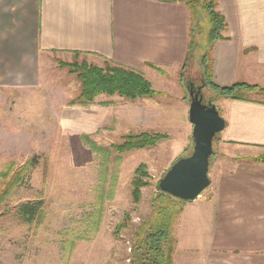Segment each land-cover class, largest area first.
<instances>
[{"label":"rangeland","instance_id":"obj_1","mask_svg":"<svg viewBox=\"0 0 264 264\" xmlns=\"http://www.w3.org/2000/svg\"><path fill=\"white\" fill-rule=\"evenodd\" d=\"M197 1L194 22L198 23L199 31L194 27L195 50L188 59L186 57L177 76H159L160 79L154 80L145 70L137 69L158 92L152 97L126 99L113 95L109 99L101 94L95 97V102H112L99 111L67 106L69 99L79 93L80 81L68 72V68H60L59 61L103 66L102 59L84 54H54L59 57L56 61L55 57L48 56L46 73L39 77L37 85L0 86V171L11 162L13 170H18L30 158L37 159L21 183L0 201V264H65L62 256L66 241L74 243L72 253L65 258L67 264H128L132 232L145 219L154 216V212L151 216L150 202L157 191L158 179L176 158L191 148L192 125L188 119L186 85L188 80L204 77L203 56L210 34L207 17L201 14L203 0ZM206 64L212 69V49ZM248 69L247 75L253 76L254 68ZM181 74L184 81L180 80ZM251 82L245 83L264 84L259 80ZM207 92L204 99L209 98V89ZM241 92L248 99L264 101V94L245 89ZM140 132H155L166 137L139 150L120 154L109 150L110 144L121 142L125 135ZM81 134L88 135L89 140L110 151V164L114 155L121 157L113 199L104 201L99 230L87 241L74 235L77 230L86 229L87 216H91L96 208L98 172L105 152H94L80 139ZM216 141L215 138L208 170L212 183L221 163L217 158L220 150ZM140 163L147 166L149 185L141 189V200L133 203L130 180ZM3 182L1 179L0 188ZM211 186L210 183L201 194H208ZM39 199L43 201L44 217L37 223L22 222L15 214L16 205ZM120 222L126 226L116 230ZM187 229L184 237L172 232L174 264L178 260L179 264L194 262L192 257H184L185 245L191 244L197 235L191 228Z\"/></svg>","mask_w":264,"mask_h":264},{"label":"crops","instance_id":"obj_2","mask_svg":"<svg viewBox=\"0 0 264 264\" xmlns=\"http://www.w3.org/2000/svg\"><path fill=\"white\" fill-rule=\"evenodd\" d=\"M216 6L227 38L212 48L213 82L264 83V0H217ZM189 28V7L180 1L0 0V86L37 85L48 56L56 61L59 53L107 59L154 80L177 76ZM215 104L225 120L216 138L220 168L208 194L183 204L173 231L184 237L188 227L197 234L184 247L193 264H264V163L253 160L264 153V101L220 97ZM101 108L95 102L83 109Z\"/></svg>","mask_w":264,"mask_h":264},{"label":"trees","instance_id":"obj_3","mask_svg":"<svg viewBox=\"0 0 264 264\" xmlns=\"http://www.w3.org/2000/svg\"><path fill=\"white\" fill-rule=\"evenodd\" d=\"M164 2H184L190 10V28L187 59L194 52L195 47V30L199 31L198 23L195 24L194 16L196 14L197 0H161ZM197 1V2H196ZM217 0H203L201 4L202 16L205 15L209 22V38L208 46L204 52L202 71L203 80L206 83V89H209V98L214 102L220 97L231 99L247 100L244 97L242 90H253L256 93L264 94V85H250L242 81L235 82L231 85L220 86L212 80V69L206 64L208 52L212 49L213 43L218 39H226L223 31L226 28L224 16L217 10ZM79 53H74V55ZM202 59V58H201ZM187 61V60H186ZM186 63V62H185ZM157 70L158 67L151 65ZM60 68H68V72L75 74L80 81L79 93L66 103L67 106H82L88 107L95 103V97L105 94L109 97L113 95L122 96L126 99H135L137 97H152L158 94L157 91L150 87V84L143 78L137 69L125 66L119 63H114L107 59L104 60L103 66L87 64L86 62H62L59 61ZM181 81H184V76L181 74ZM110 101H104L102 105H108ZM80 139L88 143L94 152H105L103 164L98 172V185L96 188L97 198L95 200L96 208L91 216H87V227L84 231L77 230L75 237L79 240H90L93 234L99 230L104 201L113 199L115 189L118 182L119 165L121 157L114 155L111 162V153L113 150L117 153H124L131 150H139L145 147L156 144L159 140L166 137L165 134L155 132H140L125 135L121 142L109 145V150H105L94 141L88 139V135L81 134ZM218 137V134L216 138ZM190 148V147H189ZM187 149V151L189 150ZM186 151V153H187ZM185 153V154H186ZM36 158H30L24 166L18 170H13L14 164L8 163L3 170L0 171V180L4 179L0 188V201L4 200L15 187H17L26 176L29 169L35 163ZM255 162L264 163V153L253 158ZM149 175L145 163H140L133 171L130 180V197L133 203H138L142 198L141 189L149 185ZM157 191L152 198L151 216L153 218L145 219L137 225L131 234V249L127 257L128 264H173V249L175 239L172 235L173 225L175 224L178 215L182 211L183 202L169 194L161 192L157 187ZM106 198V199H105ZM172 207L175 206V207ZM179 205L178 207H176ZM172 209H171V208ZM16 216L24 223H37L44 217L43 201L30 200L16 205ZM128 218V213H125ZM126 226L125 223H118L116 230H121ZM80 231V232H79ZM65 242V241H64ZM73 242L66 241L63 247L62 259L64 263L73 251ZM66 258V259H65Z\"/></svg>","mask_w":264,"mask_h":264},{"label":"water","instance_id":"obj_4","mask_svg":"<svg viewBox=\"0 0 264 264\" xmlns=\"http://www.w3.org/2000/svg\"><path fill=\"white\" fill-rule=\"evenodd\" d=\"M203 86L206 83L203 82ZM188 119L192 125L190 150L176 158L158 179L157 188L182 201H194L209 186L210 157L214 140L225 126V120L212 98L204 100L201 87L186 85Z\"/></svg>","mask_w":264,"mask_h":264},{"label":"flooded vegetation","instance_id":"obj_5","mask_svg":"<svg viewBox=\"0 0 264 264\" xmlns=\"http://www.w3.org/2000/svg\"><path fill=\"white\" fill-rule=\"evenodd\" d=\"M191 83H194V87L197 89L198 87H201V90H202V94H203V97H205L206 93H208V89H206V86H203V79H197V81L195 80H188L187 84H191ZM205 100V99H204Z\"/></svg>","mask_w":264,"mask_h":264}]
</instances>
